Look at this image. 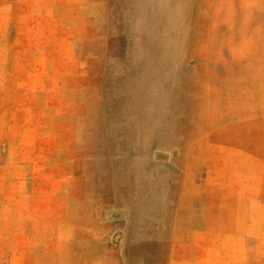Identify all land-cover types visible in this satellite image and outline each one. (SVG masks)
Wrapping results in <instances>:
<instances>
[{
  "label": "rangeland",
  "instance_id": "374dc122",
  "mask_svg": "<svg viewBox=\"0 0 264 264\" xmlns=\"http://www.w3.org/2000/svg\"><path fill=\"white\" fill-rule=\"evenodd\" d=\"M0 264H264V0H0Z\"/></svg>",
  "mask_w": 264,
  "mask_h": 264
},
{
  "label": "crops",
  "instance_id": "0c3cea01",
  "mask_svg": "<svg viewBox=\"0 0 264 264\" xmlns=\"http://www.w3.org/2000/svg\"><path fill=\"white\" fill-rule=\"evenodd\" d=\"M202 143V141H200V144ZM212 151H211V155L212 156H215L216 155V151L218 150V149H216V147H213V148H210ZM202 151V150H201ZM214 159V167H216V165H215V158H213ZM184 200H186V197L184 196V191H182V196H181V207L182 208H185V201ZM231 238H233V236L231 237ZM213 250H211L210 251V254H213V252H212Z\"/></svg>",
  "mask_w": 264,
  "mask_h": 264
},
{
  "label": "water",
  "instance_id": "95a60500",
  "mask_svg": "<svg viewBox=\"0 0 264 264\" xmlns=\"http://www.w3.org/2000/svg\"><path fill=\"white\" fill-rule=\"evenodd\" d=\"M112 217L113 218H119L120 216L117 214V215H113Z\"/></svg>",
  "mask_w": 264,
  "mask_h": 264
}]
</instances>
